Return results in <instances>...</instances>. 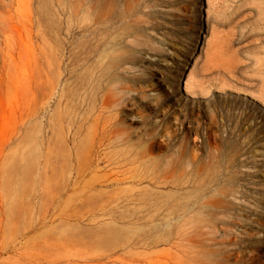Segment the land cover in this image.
<instances>
[{
  "label": "rangeland",
  "instance_id": "obj_1",
  "mask_svg": "<svg viewBox=\"0 0 264 264\" xmlns=\"http://www.w3.org/2000/svg\"><path fill=\"white\" fill-rule=\"evenodd\" d=\"M61 1L0 0V264H264V0H113L141 39L106 138L101 58L79 51L102 0ZM183 168H205L189 248ZM210 168L232 176L213 216Z\"/></svg>",
  "mask_w": 264,
  "mask_h": 264
},
{
  "label": "bare ground",
  "instance_id": "obj_2",
  "mask_svg": "<svg viewBox=\"0 0 264 264\" xmlns=\"http://www.w3.org/2000/svg\"><path fill=\"white\" fill-rule=\"evenodd\" d=\"M124 1L129 3V0H124ZM61 2H62L61 0H56V4L58 7L61 4ZM99 4H100L99 9L95 13L96 15L95 20L97 22V26L93 27L90 25H84L83 21L85 20V18L82 21L83 22L82 29H83V33L84 32L85 33L84 35L82 34L83 39L81 40V45L79 43V51L81 54H83L86 57H90L92 54L98 53L99 56H97V58L98 57L101 58V61H99L101 63L100 65H98L100 66L99 71L102 77V90H103V94L100 102V112L103 121V136L106 138L107 132H109L108 125L112 124V126L118 128L120 124L119 117L124 116L123 111L126 108L123 106L124 100L122 99L124 90L123 88H120L121 87L120 83L123 82L121 75L123 70L126 69L125 64L133 63V61L137 59V54L134 45H140V42L138 40L141 38L137 36L138 31H140L138 21L136 20L133 14L130 15L128 14L129 13L128 8H130L129 5H125L124 7H119L117 3H115V1L113 0H102L101 3ZM57 10L55 11V16H54V32H55L54 38H55V46H61L64 43L67 44L69 37H71L73 11L67 1L63 4L62 9L59 8V10L58 11ZM86 18L88 19V17ZM87 19L85 21H87ZM63 33L65 34V37L61 35ZM89 34H91V37H88ZM96 34L98 35L97 40L94 39ZM128 34H133L132 36L136 37L135 42L133 41V39L131 40V42H126V36ZM94 60H96V58ZM180 66L182 67L178 70L180 74L178 80H183L181 74H183L184 66L183 65ZM93 77H95V75L92 76V79ZM187 82L189 81H186V84ZM261 103L264 106V99H262ZM204 169L205 168H193V173H190L191 174L190 176L188 168H183L182 181H184L183 187H185L183 198L185 199H183V202L180 203L179 208L181 209L180 230L182 229L183 231L180 234L182 235V241H183L181 245L184 248H189L191 246V243H193V240L195 239L196 235L198 236L197 232H201V228L203 226L201 222L204 219L202 217H207L204 216L203 213H201L203 203L200 201V197L203 191ZM210 169L212 175L211 182H212V186L215 189V194L213 196V199L210 200L209 203L206 205L210 207L209 214L212 215L215 214L216 208L219 205H222V207H224L223 204L228 203L226 200L223 199V197L227 192L226 185L229 184L230 180H232V176H230L229 172L227 171L224 172L223 170L224 168L223 169L210 168ZM191 182L192 185L190 186ZM190 192L193 193L192 200H189ZM160 204H163V202ZM154 212L156 213V210ZM198 213L201 214L202 217H198L197 216ZM169 234L170 231H168L167 235L169 236ZM177 247H181V246H177ZM166 253L168 255L171 254L170 249L167 248ZM169 256L173 258L172 254Z\"/></svg>",
  "mask_w": 264,
  "mask_h": 264
}]
</instances>
